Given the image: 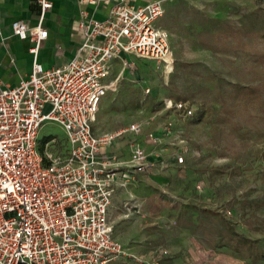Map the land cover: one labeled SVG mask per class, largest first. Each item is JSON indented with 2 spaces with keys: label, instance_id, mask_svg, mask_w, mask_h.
<instances>
[{
  "label": "built area",
  "instance_id": "built-area-1",
  "mask_svg": "<svg viewBox=\"0 0 264 264\" xmlns=\"http://www.w3.org/2000/svg\"><path fill=\"white\" fill-rule=\"evenodd\" d=\"M142 1L118 0L102 20L83 13L74 56L48 68L37 55L48 34L42 22L52 2L37 0L33 27L24 19L11 22L13 34L31 42L33 60L26 78L0 88V264H108L115 258L158 264L155 257L130 252L114 236L108 218L116 176L126 186L135 174L157 164L137 136L158 112L113 130L95 131L93 125L101 98L117 88L136 59L153 60L165 71L173 67L168 32L156 24L167 0ZM162 108L170 115L158 134L146 132L152 144L173 135L171 117L186 119L194 113L187 101L172 97L162 99ZM45 121L61 125L65 140L50 136L40 141ZM125 138L127 159L107 150ZM181 148L174 157L182 164L186 154Z\"/></svg>",
  "mask_w": 264,
  "mask_h": 264
},
{
  "label": "rangeland",
  "instance_id": "rangeland-1",
  "mask_svg": "<svg viewBox=\"0 0 264 264\" xmlns=\"http://www.w3.org/2000/svg\"><path fill=\"white\" fill-rule=\"evenodd\" d=\"M164 9L156 24L168 32L173 67L165 71L153 60L136 59L101 98L93 125L95 131L113 130L156 111L161 127L170 115L162 108L164 97L192 106L190 118L171 117L170 141L186 154L185 168L171 175L170 190L179 198L170 204L174 230L158 234L170 220L154 222L140 238L132 232L135 222L116 209L117 235L143 258L163 245L164 263L264 264L233 250L224 236L231 224L264 251V0H167ZM118 67L115 61V73ZM237 86L254 88L253 99H241ZM38 135L40 141L65 140L63 127L51 121ZM112 263L138 264L131 258Z\"/></svg>",
  "mask_w": 264,
  "mask_h": 264
},
{
  "label": "crops",
  "instance_id": "crops-1",
  "mask_svg": "<svg viewBox=\"0 0 264 264\" xmlns=\"http://www.w3.org/2000/svg\"><path fill=\"white\" fill-rule=\"evenodd\" d=\"M50 1L52 6L46 10L42 22L48 34L42 40L37 55L45 68L64 63L74 56L81 40L79 20L83 13L87 18L102 20L107 16L110 7L118 0H97L95 3L89 0ZM127 1L132 4L143 2L142 0ZM38 12L37 0H0V88L16 85L30 73L33 60L32 53L29 51L31 42L13 34L11 22L14 19H24L28 26L33 27L38 22ZM156 121L157 119L146 126L143 133L137 136L149 153V158L157 163L156 166L148 172L135 174L126 186L119 184L122 179L120 175H117L112 205L108 213L114 236L121 240L130 252H133L130 246L117 235L118 222H115L113 218L116 209L120 210L121 218L135 222L132 232L134 231V235L140 238L150 233L149 231L152 230L150 225L154 222L161 225L163 220H170V227H158L155 230L158 234L165 231V234L170 235L174 230L172 224L175 222L176 215L175 211L170 210V204L178 202L179 198L170 190L171 175L178 172L180 168L181 170L185 168V164L176 163L175 142L170 141L171 136L165 138L160 144H152L147 140V131L154 130L156 134L160 132V127L155 125ZM107 150L118 154L121 159H127L129 156L128 138L113 143ZM165 193L168 194L166 198ZM126 203L131 205L129 209L125 207ZM164 204L166 208L162 210ZM136 245H138L137 248L143 246ZM162 248H164L163 245H158L149 249L145 257H155L159 259L160 264L177 263L175 260L174 262L170 260L167 263L161 262ZM108 264L114 263L110 261Z\"/></svg>",
  "mask_w": 264,
  "mask_h": 264
},
{
  "label": "trees",
  "instance_id": "trees-1",
  "mask_svg": "<svg viewBox=\"0 0 264 264\" xmlns=\"http://www.w3.org/2000/svg\"><path fill=\"white\" fill-rule=\"evenodd\" d=\"M237 91L238 93L244 92L243 96H240V98L242 97L241 99H253L255 94V89L249 86H237ZM246 95L248 96L245 98ZM224 236L226 237V244L232 247L233 250L244 251L255 260H264V251L257 252L253 246V239L237 232L231 224H226Z\"/></svg>",
  "mask_w": 264,
  "mask_h": 264
}]
</instances>
